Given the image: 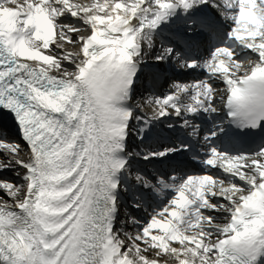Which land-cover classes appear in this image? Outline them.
Listing matches in <instances>:
<instances>
[{
    "label": "snow or ice",
    "instance_id": "6c2138e0",
    "mask_svg": "<svg viewBox=\"0 0 264 264\" xmlns=\"http://www.w3.org/2000/svg\"><path fill=\"white\" fill-rule=\"evenodd\" d=\"M200 5L230 25L202 65H183L207 77L173 83L154 100L158 116L138 119L183 115L198 137L189 116L226 112L258 129L264 116L237 123L236 109L264 99V0H0V119L15 129L0 128V172L18 177H0L10 201L0 204V264H264V148L209 147L202 173L136 175L139 199L118 197L137 73L173 53L155 51V30Z\"/></svg>",
    "mask_w": 264,
    "mask_h": 264
},
{
    "label": "clouds",
    "instance_id": "9594fccd",
    "mask_svg": "<svg viewBox=\"0 0 264 264\" xmlns=\"http://www.w3.org/2000/svg\"><path fill=\"white\" fill-rule=\"evenodd\" d=\"M257 77L264 78V70L257 71ZM251 85H249V88ZM248 94V89H241L236 93L238 98L245 97ZM238 119L244 122L253 119L255 116H264V99L257 104H250L247 107H237L236 109Z\"/></svg>",
    "mask_w": 264,
    "mask_h": 264
},
{
    "label": "bare ground",
    "instance_id": "6f19581e",
    "mask_svg": "<svg viewBox=\"0 0 264 264\" xmlns=\"http://www.w3.org/2000/svg\"><path fill=\"white\" fill-rule=\"evenodd\" d=\"M89 2H91V0ZM3 159H6V158H3Z\"/></svg>",
    "mask_w": 264,
    "mask_h": 264
}]
</instances>
